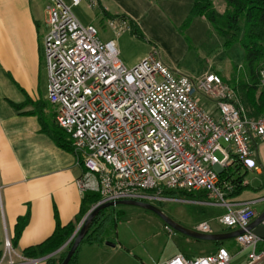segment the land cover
<instances>
[{"label": "built area", "instance_id": "built-area-1", "mask_svg": "<svg viewBox=\"0 0 264 264\" xmlns=\"http://www.w3.org/2000/svg\"><path fill=\"white\" fill-rule=\"evenodd\" d=\"M82 1L89 8L98 6L97 0H49L44 56L47 100L81 170L76 186L81 196H100L89 211L118 200L152 204L162 200L165 190L205 192L227 207L218 224L243 231L234 243L249 251L245 264H264V240L246 230L255 217L251 203L231 209L226 196L233 186L222 188L218 177L234 163L258 169L253 147L264 140V116L248 117L234 89L216 73L195 78L180 74L156 51L127 70L115 42L101 41L93 25H83L72 13ZM108 26L116 35L128 29L119 19H108ZM195 231L212 233L207 223ZM12 253L5 238L4 256ZM230 260L228 250L219 247L210 255L176 254L157 264ZM8 264L15 263L9 259Z\"/></svg>", "mask_w": 264, "mask_h": 264}, {"label": "crops", "instance_id": "crops-1", "mask_svg": "<svg viewBox=\"0 0 264 264\" xmlns=\"http://www.w3.org/2000/svg\"><path fill=\"white\" fill-rule=\"evenodd\" d=\"M110 2L120 6L137 4L140 7L143 0H97L101 11L103 9L110 15H125L135 21L137 14L131 13L130 9L120 7V14L110 13L107 5ZM46 8L45 0H0V264H8L9 259L15 264H44L43 260L23 258L22 250L47 239L57 221L62 226L73 221L82 198L76 186L81 170L74 154L58 148L40 132L37 118L27 114L29 106L19 110L11 105L24 103L30 98L27 93H33L32 86L40 78L42 63L47 74L44 56V37L48 32ZM17 92L24 100L21 101L22 97L18 96L20 102L12 101L13 94L17 96ZM32 98L29 100L44 102ZM253 159L258 165L257 170L234 164V176L242 177L241 190L234 195L227 194L226 201L231 209L251 203L254 220L259 214L253 206L260 205L264 210V140L255 141ZM196 194L197 197L187 200L208 212L214 211L215 216L209 221L217 222L227 212L226 206L216 204L205 192ZM26 212H29L28 223L16 248L10 256H4L5 238H12L17 218ZM201 223L208 224L207 221ZM225 232L229 230L225 229ZM212 234L219 233H214L212 229ZM221 244L219 247H223ZM78 252L76 264H82L84 260ZM228 252L230 262L243 254L240 264L246 263L248 250L236 248Z\"/></svg>", "mask_w": 264, "mask_h": 264}, {"label": "rangeland", "instance_id": "rangeland-1", "mask_svg": "<svg viewBox=\"0 0 264 264\" xmlns=\"http://www.w3.org/2000/svg\"><path fill=\"white\" fill-rule=\"evenodd\" d=\"M45 1L48 6L49 0ZM107 5L109 12L113 14H120V7L137 14L133 21L137 30L130 25L127 30L116 35L109 28L108 19L102 16L99 6L89 8L85 1L72 8V13L83 25H93L101 41L115 42L118 58L127 70L156 51L161 60L180 74L195 78L207 72H217L228 85L247 80L245 52L239 44L227 49L222 47L220 37L201 17L194 18L187 27L183 26L192 0H143L140 7L137 4L120 6L112 2ZM213 5L219 13L225 10L222 0H214ZM142 8L146 9L143 11ZM47 84V74L42 63L40 78L32 86L33 93H27L29 99H33V96L45 101ZM16 94L17 96L13 94L12 101L24 100L22 94ZM18 96L22 98L19 100ZM201 102L209 105V101L204 98ZM46 105L47 114L52 115L51 108ZM161 198V201L152 204L180 226L195 231L196 227L192 225L207 221L214 233L225 232L226 228L209 221L210 217L215 216L214 211L208 212L185 199ZM112 208L115 214H120L115 240L106 239L101 245L81 244L78 255L84 260L82 264H156L174 254L187 258L210 255L220 246L216 242L182 235L167 226L158 216L142 208L125 205ZM253 208L258 214L264 211L260 205ZM221 246L228 251L237 248L234 238L222 241ZM242 260L243 254H240L229 264H240Z\"/></svg>", "mask_w": 264, "mask_h": 264}, {"label": "trees", "instance_id": "trees-1", "mask_svg": "<svg viewBox=\"0 0 264 264\" xmlns=\"http://www.w3.org/2000/svg\"><path fill=\"white\" fill-rule=\"evenodd\" d=\"M213 1L192 0L191 9L183 22V26L187 27L194 18L201 17L209 23L220 37L222 47L227 49L234 44H239L243 48L247 63V80H240L230 86L234 89L239 101L244 106L247 116L257 119L264 116V0H222L225 3V10L222 13L216 11ZM101 13L107 19L124 20L129 27L131 25L137 30L135 23L125 15H110L103 9ZM216 74L225 82L219 73ZM46 104L51 108L52 115L47 114ZM11 105L19 110L29 106L30 111L27 114L37 118L40 132L49 137L58 148L73 153L71 140L55 123V110L48 100L43 102L28 99L24 103H12ZM234 164L218 174L219 185L222 188H224V185L233 186L230 195H234L241 190L240 181L242 177L234 176L233 170L236 168V166L233 167ZM162 194L166 198L186 200L198 196L192 192L173 190H165ZM99 201L100 196L97 193H84L76 218L63 226L57 221L52 234L43 242L22 250V257L29 260L43 259L44 264H61L73 239L61 251L53 256L50 255L59 250L70 239L81 219ZM119 215V212L116 214L113 212L112 207L100 210L93 218L88 232L68 264H76V255L81 244H103L106 239L115 240ZM28 218L29 212L17 218L13 236L10 239L13 249L17 246L18 239L28 223ZM216 243L220 244L221 242ZM1 257L2 251H0V260Z\"/></svg>", "mask_w": 264, "mask_h": 264}, {"label": "water", "instance_id": "water-1", "mask_svg": "<svg viewBox=\"0 0 264 264\" xmlns=\"http://www.w3.org/2000/svg\"><path fill=\"white\" fill-rule=\"evenodd\" d=\"M119 205H125V206H135L142 208L144 210H147L156 216H158L167 226L175 230L176 232L185 235L187 237L196 239V240H204V241H211V242H222L227 239L235 238L236 236L243 233L242 230H232L229 232H223L219 234H203L199 233L197 231L186 229L179 224L175 223L171 219H169L167 216H165L158 207H156L153 204L147 203V202H140L135 200H118L114 202H106L103 204L98 205L93 210L88 211L87 214L82 218L80 223L78 224L77 228L75 229L74 233L70 237V239L56 252L51 254L50 256L55 255L59 251H61L67 244L70 242V240L73 239V242L67 251L64 259L62 260L61 264H68L71 257L76 252L78 246L80 245L81 241L85 237L86 233L88 232V229L91 225V222L93 218L97 215V213L105 208L109 207H116ZM247 231H251L256 237H258L261 240H264V211H262L253 221L250 222V224L246 228ZM43 260V259H39Z\"/></svg>", "mask_w": 264, "mask_h": 264}]
</instances>
